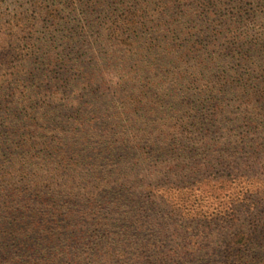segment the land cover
<instances>
[{"label": "trees", "instance_id": "obj_1", "mask_svg": "<svg viewBox=\"0 0 264 264\" xmlns=\"http://www.w3.org/2000/svg\"><path fill=\"white\" fill-rule=\"evenodd\" d=\"M0 264H264V0H0Z\"/></svg>", "mask_w": 264, "mask_h": 264}, {"label": "rangeland", "instance_id": "obj_2", "mask_svg": "<svg viewBox=\"0 0 264 264\" xmlns=\"http://www.w3.org/2000/svg\"><path fill=\"white\" fill-rule=\"evenodd\" d=\"M2 1H4V2L10 4V6L12 7V0H2Z\"/></svg>", "mask_w": 264, "mask_h": 264}]
</instances>
